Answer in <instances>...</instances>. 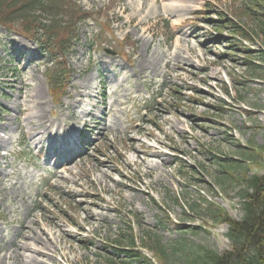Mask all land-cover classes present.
I'll return each instance as SVG.
<instances>
[{
	"label": "rangeland",
	"instance_id": "1",
	"mask_svg": "<svg viewBox=\"0 0 264 264\" xmlns=\"http://www.w3.org/2000/svg\"><path fill=\"white\" fill-rule=\"evenodd\" d=\"M72 1L96 20H77L73 5L37 15L47 23L75 22L77 29L66 57L71 74L59 96L53 78L47 79L56 54L43 43L41 30L35 36L24 32L18 18L11 19V26L0 24V264H17L16 240L25 239L21 231L40 226L60 233L55 251L43 235L55 254L53 261L47 258L50 264H106L107 259L125 264L116 254L113 239L118 238L134 237L135 248L152 264H191L203 248L227 249L228 226L213 220L206 201L240 218L244 186L226 180L222 164L243 160L235 176L264 173V155L252 150V159H245L244 154L264 144V35L254 34L259 67L252 70L244 59L249 42L228 30L217 36L209 19L222 11L259 32L238 14L247 0ZM142 32L144 45L138 39ZM22 51L34 63H26L29 56H21ZM37 84L44 93H55L50 119H60L65 129L75 120L79 132L88 124L76 139H83L82 150L85 139L89 149L55 180L33 154L36 138L31 142L27 135V117L36 114V107L22 93H35ZM80 90L82 96H75L84 107L94 104L100 110L104 91L107 102L115 99V129L92 131L102 120L100 112L72 118L70 94ZM16 98L30 108L14 106ZM31 121L36 124L35 118ZM134 264L147 263L138 259Z\"/></svg>",
	"mask_w": 264,
	"mask_h": 264
},
{
	"label": "trees",
	"instance_id": "2",
	"mask_svg": "<svg viewBox=\"0 0 264 264\" xmlns=\"http://www.w3.org/2000/svg\"><path fill=\"white\" fill-rule=\"evenodd\" d=\"M252 1L256 3L257 9H250L252 10L250 16L255 18L254 20L257 21L258 28L264 34V0ZM232 23V31L251 39L245 27L234 24V22ZM258 149L264 153V144L258 147ZM258 149H251L250 154L244 153L245 159H248V157L252 159L254 153L263 156L264 154ZM252 150H254V153ZM234 161L227 165L222 164V168L226 180H234L242 183L244 186L240 192V205L243 214L240 218L232 217L224 207L219 204L217 205L214 201L207 200L206 207L212 212L211 217L213 220L228 224L226 236L229 239L230 245L220 253L209 248L196 251L194 260L192 259L193 263L192 261L190 262L191 264H264V173L261 175L258 173L248 175L247 171H244L241 176H235L233 170L238 166H242L243 160ZM217 181L220 184L226 183V181L221 182L220 179ZM116 241L120 245L128 247L124 250L119 248V252L124 253L126 258L132 260L131 263L128 262L127 264H134V261L136 260L135 262H137L138 259H142L147 264H152L150 259L143 253L132 249V245H135L136 242L134 237L129 238L128 243H125L123 240ZM157 249L160 258L167 261V256L163 249ZM107 264L117 263L111 259H107Z\"/></svg>",
	"mask_w": 264,
	"mask_h": 264
},
{
	"label": "bare ground",
	"instance_id": "3",
	"mask_svg": "<svg viewBox=\"0 0 264 264\" xmlns=\"http://www.w3.org/2000/svg\"><path fill=\"white\" fill-rule=\"evenodd\" d=\"M27 63L28 64L34 63V57H31ZM108 69H109V66L105 68L104 72H107ZM40 88H41V86L39 84H37L35 86V93H32V91H29V90L22 93V96H24V100L32 102L33 105L36 107V114H35V112L30 113V114H28V117H27V119L29 121V126H28V130H27L28 134L32 137H35L37 134H40V135H37V136H39V138L37 139V142H35L36 146L38 147V144L43 145L45 143V141H48V140L43 139V135L45 132L52 130L56 134H59L61 129H63L62 130V133H63L62 139H63V142L66 143L67 137H66V129L63 127L64 122L60 121V122L56 123V122H52L50 120H46V118H45L46 117L45 111L47 108V102H45V100H44L45 94ZM70 97H73V96L70 94ZM74 99H75V97H74ZM80 103H81L80 100H75L72 104H70L73 107L74 112L76 111L77 113H79V115H82L81 116L82 118L85 117L86 115H89V114L96 115V112H95L93 107L90 106L89 108H83V107H81ZM14 106H21L22 111H25V110L30 108L29 106H25L24 102H22L20 100V98L15 99ZM64 109L68 110V108L65 106H64ZM77 109H80V110L77 111ZM64 116H65V114H64ZM103 116H104V118L102 120H106L108 117V112H104ZM32 118L36 119V124H33V122L31 121ZM30 121L32 123H30ZM106 125L108 127L111 126L110 123H106ZM75 130H76V128L69 127L67 129V132L71 133V132H75ZM47 133H49V132H47ZM67 136H68L67 139H70V140L72 139V137H74L73 135H67ZM47 139H50L49 140L50 143L48 146L52 147V149H53L51 153H55V151L58 147H55V149H54V143L58 139V136H54V138H52V139L51 138H47ZM66 147H69V146H66ZM132 148L136 153H138V155L140 152H142L139 149V147H137L135 145H132ZM151 152H152V155H154V156H160V157L164 156V153L161 151H158V150H151ZM142 153L145 155V152H142ZM144 160H146V157H144ZM149 164H151V162H149ZM67 170H69V168H67ZM2 172L3 171L0 170V175H2ZM27 198L29 199L28 194H27ZM58 231H60L59 228H58ZM21 233H22L23 238H25V239L24 240H21V239L16 240L17 252H16V256H15V262L17 264H50L47 260L48 257H49L50 261L54 260L53 258H55V254L49 249V246H46L49 244L46 242V240H44L43 235L46 234V236L49 237V241L52 242V244H53L52 246L54 247V251H55L56 248L59 247L58 244L60 243L59 242V235H60L59 232L54 235V233L50 229H46V228L40 226L39 230L31 229L29 232L21 231ZM42 238H43V240H42Z\"/></svg>",
	"mask_w": 264,
	"mask_h": 264
}]
</instances>
